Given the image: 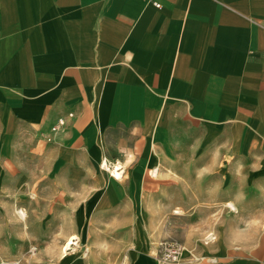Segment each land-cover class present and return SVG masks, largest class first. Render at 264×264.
Listing matches in <instances>:
<instances>
[{
	"label": "crops",
	"instance_id": "1",
	"mask_svg": "<svg viewBox=\"0 0 264 264\" xmlns=\"http://www.w3.org/2000/svg\"><path fill=\"white\" fill-rule=\"evenodd\" d=\"M194 125L264 165V0H0V149L51 126L185 148Z\"/></svg>",
	"mask_w": 264,
	"mask_h": 264
},
{
	"label": "rangeland",
	"instance_id": "2",
	"mask_svg": "<svg viewBox=\"0 0 264 264\" xmlns=\"http://www.w3.org/2000/svg\"><path fill=\"white\" fill-rule=\"evenodd\" d=\"M51 127L0 149V264H264L255 159L198 140L195 125L185 148L179 133L165 148L118 127L101 150L66 148ZM170 245L182 248L176 261L165 258Z\"/></svg>",
	"mask_w": 264,
	"mask_h": 264
},
{
	"label": "built area",
	"instance_id": "3",
	"mask_svg": "<svg viewBox=\"0 0 264 264\" xmlns=\"http://www.w3.org/2000/svg\"><path fill=\"white\" fill-rule=\"evenodd\" d=\"M157 7H160L161 5L159 3L156 4ZM64 124V120L61 119L59 121V125H63ZM54 131L58 130V126H55L53 128ZM164 254H165V258L169 261H176L180 255L182 254V248L180 246L177 245H170L167 246L164 249Z\"/></svg>",
	"mask_w": 264,
	"mask_h": 264
},
{
	"label": "bare ground",
	"instance_id": "4",
	"mask_svg": "<svg viewBox=\"0 0 264 264\" xmlns=\"http://www.w3.org/2000/svg\"><path fill=\"white\" fill-rule=\"evenodd\" d=\"M105 165L106 166H109V163L107 162V160L105 161ZM103 166V165H102ZM101 166V167H102ZM122 167L119 165V164H115L114 167H113V175L112 176H115L116 178H120L121 177V174H122V171H121ZM107 170V169H106ZM111 176V175H110ZM230 206V208L234 209L235 210V205L232 204V203H229L228 204ZM223 230V229H222ZM223 233V232H222ZM212 235V234H211ZM216 238V237H215Z\"/></svg>",
	"mask_w": 264,
	"mask_h": 264
}]
</instances>
